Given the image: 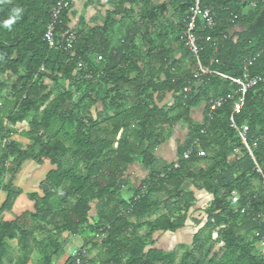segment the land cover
<instances>
[{"label":"trees","instance_id":"obj_1","mask_svg":"<svg viewBox=\"0 0 264 264\" xmlns=\"http://www.w3.org/2000/svg\"><path fill=\"white\" fill-rule=\"evenodd\" d=\"M59 1L67 7L54 24L55 48L48 49L42 35ZM157 1L116 0L102 27L83 33L81 18L77 28L69 27L73 0H0V98L6 92L2 100L10 105L0 107V264L10 262L5 241H16L19 248L14 264H27L34 247L39 255L34 264H53L74 236L83 242L77 255L81 264H264V251L254 248L264 241V83L249 88L241 110L231 116L237 128L247 126L244 139L251 158L229 121L238 86L205 74L184 93L197 72L194 58L186 67L180 61L170 62L171 51L151 40L153 31L161 41L183 32L194 0ZM126 2L132 8L123 9ZM199 5L215 22L214 28L203 31L195 22L201 68L239 79L244 62L260 53L248 72L250 76L264 72V0H199ZM135 6L144 22L146 70L134 55L137 23H131L117 49H108L96 38L97 31L106 33L112 17H127ZM16 7L23 9L22 15L10 29L4 28L3 21ZM167 10L176 20L164 29L168 19L161 18ZM176 41L181 49L182 35ZM65 45H69L66 52L60 50ZM98 56L101 61L95 63ZM87 73L90 78L83 79ZM122 86L133 87L137 101L132 107L125 106ZM164 94L171 95V104L160 108L157 99ZM218 98L224 101L208 120L209 103ZM98 103L103 118L91 114ZM197 108H202L200 122L190 118ZM23 124L26 128H19ZM175 124L186 129L177 168L172 163L149 171L139 187H129L122 180L126 167L139 162L149 169L162 129ZM194 142L192 154L183 160ZM234 151L239 154L229 161ZM202 162L206 166L201 167ZM185 182L190 186L183 188ZM123 188L130 194L127 200L121 196ZM160 193L165 200L152 198ZM232 193L237 196L235 205L230 204ZM196 194H206L211 201L202 210L205 220L200 231L175 263V251L153 248L151 238L155 233H175L189 222L196 227L197 220L190 217ZM160 207L165 212L147 222ZM25 221L67 238L62 243L49 240L51 250L45 252L30 241L32 231L23 228ZM144 226L147 232L139 235ZM88 250H97L89 260ZM74 262L72 256L64 264Z\"/></svg>","mask_w":264,"mask_h":264},{"label":"rangeland","instance_id":"obj_2","mask_svg":"<svg viewBox=\"0 0 264 264\" xmlns=\"http://www.w3.org/2000/svg\"><path fill=\"white\" fill-rule=\"evenodd\" d=\"M116 0H104V3H103V6H109V9L110 10H113L114 6L116 5ZM93 6H95V2L92 0V3H91ZM106 4V5H105ZM129 4V3H128ZM111 5V7H110ZM91 7V8H94V7ZM126 6V5H125ZM130 6V5H129ZM128 8V5L126 6ZM132 7V6H131ZM253 8V4H250L249 5V9H252ZM77 9V8H76ZM76 9H72L71 10V17H70V29H74V28H77L78 25V18L81 17V18H84V22L87 24V26H85L81 31L83 33H86L87 29L88 28H95V27H98L100 28L102 22H103V18H101L98 14H89L88 13V10L85 11V9L81 10V11H77ZM138 7H134L133 8V14L129 15V16H125V17H115L114 19V22L111 21V26L109 27L110 30H109V33L108 34H104V33H100L99 31H97L96 33V38L97 40H99L100 42H102L103 44L105 43H108L109 45H112L114 43H118L120 42V39L121 38H124L128 28L130 27V24L132 21H135V22H139L140 19H139V11H138ZM248 9V10H249ZM86 15H88V18L86 17ZM87 18V19H86ZM87 21H86V20ZM169 20V22L171 23H174L175 22V17H171V11L170 10H167L165 11L164 13V16L161 18V20ZM168 25V24H167ZM169 26V25H168ZM164 29H167L166 27H164ZM143 32L141 30V28L138 29V33L140 34L139 38L141 40V33ZM156 31H153L152 35H151V40L154 42V44L158 45L159 43L161 44L163 42V40H159L156 37ZM183 32H175L173 34V36L167 40V42L171 43V45H174V44H177L178 46V42L176 41V39H180V36L182 35ZM138 38V37H137ZM137 41H139V39H137ZM166 42V41H165ZM166 42V43H167ZM136 49V54H137V57H139L140 61H138L139 63L137 64L140 68H144V70H146L147 68V59H146V53H145V50L143 49V46H142V43L139 41L138 45L135 47ZM146 49V48H145ZM177 50H183V52L186 54V59H188V62L187 64H185L184 66L186 67L187 65L190 64V61H191V56L187 53V50H185L184 48V45L183 47L180 49H178L177 47ZM145 72V71H143ZM120 93L124 96L125 98V106L127 108L129 107H132L136 101H137V97H136V94L135 92L133 91V87L131 86H122L120 88ZM6 95V92H3L1 93V98H0V107H3V106H10L8 104V102H3L2 98H4ZM87 103V102H86ZM170 106V104H169ZM200 108H198L199 110ZM4 113L3 114H6V109H3ZM192 112V111H191ZM84 114H87V110L84 109L83 111ZM102 114V113H100ZM111 114V113H109ZM172 114V113H171ZM175 114V112L173 113ZM105 116V115H104ZM103 115L101 116L100 115V118H103L104 117ZM172 116V115H171ZM190 118L192 121L194 122H197L196 119L194 117H191V114H190ZM176 127V124L172 127H165L162 129V136L164 137H167V136H170L172 131H173V128ZM19 128H26V126L23 124L21 126H19ZM95 132V131H94ZM14 140H17L22 146H25L27 144V141L26 140H23V139H17V138H13ZM238 151H234L233 153L229 154L228 155V160H232L233 158H235L237 155H238ZM200 166H206V162H202L200 164ZM80 169L83 171V167H80ZM253 186H257L256 183H252ZM190 186V183L189 182H185L184 185H183V188H187ZM198 196H196V201L195 203L193 204V207H192V210L193 211H196L195 214L193 215V219L197 220L198 222V225L196 227H192V224L189 222L188 224V227L184 228L182 231H177L175 233H171V235L169 234L168 235H163L161 233H155L153 234L151 240L153 242V248L155 249H159V250H164V251H167V250H170L171 249V242L175 239V238H179L182 242L180 244H175L173 245L174 248L171 249V250H174L175 251V259H174V262L177 263L181 257V255L183 254V252L185 250H187L188 248H190L191 246V243H192V238L190 236V231L192 230L194 233L196 232H199L203 223H204V220H205V216L202 213V210H204L207 205L209 204V202L211 201V197L206 195V194H196ZM121 196L122 198H124L125 200H127L129 197H130V194L128 192H122L121 193ZM3 196L2 194L0 195V201L2 200ZM152 198L153 199H157V200H160V201H163L166 199V195L160 193V194H155V195H152ZM90 208H91V211L89 212V216L90 217H93L94 215V203H92L90 205ZM165 211L163 210L162 207L158 208L157 211L150 215L149 217H147L145 220L148 222V221H151L153 219H155L157 216L163 214ZM23 225V228L25 229H29L32 231V237L30 238V241L31 240H35L36 242L39 243V246H41L45 252H50V247H49V240H52V239H55L58 243H62V240L67 238V235L66 234H61V235H55V234H52L51 232V228L50 227H45L44 229H41V226L40 225H36V224H33V223H30L29 221H25ZM191 231V232H192ZM147 232V227H142L138 234L139 235H143L144 233ZM183 233V234H182ZM242 233V232H240ZM206 234V231L201 233V236H204ZM214 232L211 233V237L213 239H215L214 236ZM70 238L67 239L66 243L63 245V247L60 249V251L58 252L56 258H53V264H63V262L66 261V259H68L69 257H72L74 256V254L76 253V250L77 248L74 249V247L72 245H70L69 247H67L69 245V241ZM150 240V241H151ZM149 239L146 241L147 243L150 242ZM6 243V247H7V259L10 260V262H7V260H4V263L3 264H14L15 262V259L16 257H18L20 255V252H19V248L17 246V243L16 241H5ZM29 243H32V242H29ZM67 244V245H66ZM38 247H34L33 248V251H32V254L29 255L28 257V261H27V264H34V263H38ZM99 248V246H98ZM254 248L256 249V252H259L261 253L262 250H263V246L262 244H255L254 245ZM97 253V250H88L87 253L85 254L89 259H92L94 258V256L96 255ZM62 261V262H61Z\"/></svg>","mask_w":264,"mask_h":264},{"label":"crops","instance_id":"obj_3","mask_svg":"<svg viewBox=\"0 0 264 264\" xmlns=\"http://www.w3.org/2000/svg\"><path fill=\"white\" fill-rule=\"evenodd\" d=\"M74 1V7H73V10L76 9L78 12L81 11L82 9L85 11H87L88 9V13L89 14H98L101 18H103V22L100 26V28L102 27L103 23L105 22V13L108 12V11H112L109 9V6L105 7L103 6V3H104V0H93L95 2V6H93L91 3H92V0H73ZM240 1H243V0H240ZM165 2V0H159L157 1L158 4H161ZM106 5V4H105ZM128 5V8L126 6ZM93 6L94 8H91ZM111 7V5H110ZM112 8V7H111ZM129 8H132L131 6H129V4L126 2L123 4V9H129ZM114 9V8H113ZM80 13V12H79ZM86 17L88 18V15H86ZM81 18V17H79ZM86 18V19H87ZM173 18V17H172ZM84 20V18H81ZM85 19V20H86ZM114 19L115 17H112L108 23V26H107V31L106 33L104 34H108L109 33V30H110V26H111V21L114 22ZM176 20V18H175ZM87 21V20H86ZM137 23L138 25V28H142L143 30V24L144 22H135V21H132L131 23ZM85 23V22H84ZM170 24L169 20H167V23H164L162 25V28L164 27H168V25ZM85 26H87V24L85 23ZM131 26V24H130ZM136 27V26H135ZM135 27L133 26V32H137L136 34H134L133 36V41H132V44L136 47L139 43V41L142 43V46H143V49L145 50L146 52V45L144 43V37L142 38L141 37V40L139 38L140 34L138 33L137 30H135ZM128 29H132L131 27H129ZM129 31V30H127ZM238 31V29H237ZM141 33V32H140ZM129 33L126 32L125 36L128 35ZM143 33H141L142 35ZM124 36V37H125ZM173 36V35H172ZM171 36V37H172ZM138 37V38H137ZM170 37V38H171ZM169 37L164 39L163 42L160 44H158V46L160 45H163L164 46V49H169L171 51V54L169 56V60L170 62H176V61H180L181 62V65H185L187 64L188 62V59H186V54L183 52V50H177V44H174V45H171V43L167 42L168 39H170ZM123 38L120 39V41L122 40ZM137 39H139V41H137ZM160 40V39H159ZM167 43H166V42ZM120 42H116L112 45H109L108 43H105L103 44L104 46L108 47V49H117L120 47ZM179 49V47H178ZM157 51L158 52H161V48H157ZM134 55H137L136 54V49L134 51ZM185 63V64H184ZM157 97V95H156ZM158 98V97H157ZM169 104H171V95L170 94H164L163 97H161L159 100L157 99V106L158 107H163V106H168ZM97 113L98 115H100V112H102V106L100 103L96 104L95 106V109H93L91 111V114L94 115V113ZM191 117H194L196 119L197 122H200L201 121V118H202V108H200L198 110L197 109H194L192 110L191 112ZM121 136V132H119V134L117 135L116 137V140H118ZM186 139V129L181 125V124H176V127L173 128V131L171 133L170 136H167V137H163L162 136V141L160 142L159 145H157L154 149H152V155L154 157V161L152 162L151 166L149 169H145L141 166V164L139 162H135L131 165H128L126 167V169L124 170V174H123V177H122V180L127 182L128 186L129 187H139L140 183L146 178L147 174L149 171H160L161 169H163L165 166L169 165V164H172L176 161V157H177V152L179 150V148L181 147V145L183 144V142L185 141ZM203 167V166H201ZM124 190L122 192H124L126 190V188H123ZM198 196V195H196ZM196 211L193 212V214L190 216L191 218H194L193 215L195 214ZM187 229V228H186ZM183 230V229H182ZM182 230H179V231H182ZM192 231V230H191ZM190 231V236L192 238L194 232ZM163 235H168L169 234L171 235V233H162ZM183 234V233H182ZM167 237V236H166ZM69 245L67 247H69L70 245H72L75 248L76 251L79 250L83 244L82 242V239L81 237L79 236H74L72 238H70L69 240ZM182 241L179 239V238H175L170 244L171 246V249L174 248L173 245L175 244H180ZM67 245V244H66ZM173 247V248H172ZM170 250H167L166 252L168 251H171ZM164 251V250H162ZM67 260V259H66ZM66 262V261H65ZM63 262V264L65 263Z\"/></svg>","mask_w":264,"mask_h":264},{"label":"built area","instance_id":"obj_4","mask_svg":"<svg viewBox=\"0 0 264 264\" xmlns=\"http://www.w3.org/2000/svg\"><path fill=\"white\" fill-rule=\"evenodd\" d=\"M67 7V3L65 1H59L56 3L54 10H52L51 13V19L50 22L46 25L45 30L43 32L42 35V41L46 44L48 49H54L55 48V41H54V24L57 22V19L59 18L60 12L63 9H66ZM199 21L200 23V27L199 30L203 31V30H211L212 28H214L215 26V22L214 19L210 13V11L208 9H202L199 5V0H194L193 6L189 12V17L186 21V23L184 24V31L182 33V42L184 45L185 50H187V53L192 56V58H194L195 62H196V66H197V72L192 76L191 80L189 82H187L186 86L183 88V92L187 93L191 86L195 85L197 80L205 75V74H213L216 75L222 79L228 80L233 84H236L238 86V90H237V94L239 95L238 98L236 99V101L233 103V108H232V112L229 118V121L231 123L232 128L236 131L238 138L241 140L242 144L244 145L248 155L252 158L251 155V151L250 148L247 146V144L245 143V133L247 132V126L244 124L242 125L240 128H237L231 119V116L233 114H238L239 111L242 108L243 105V97L244 94L246 93V91L249 88L255 87L261 83H264V72H261L259 74H256L254 76H250L249 72H248V67L251 65V63L254 61L255 58H258L260 53H256L254 58H251L250 60H246L244 62V72L241 76V78L239 79H231L229 77H226L222 74H219L217 72H207L205 70H203L199 64L198 61V54H199V47L196 44V37L194 36V31H195V22ZM207 41H209V38H206ZM69 48V45H65L62 46L60 48V50L66 52L67 49ZM101 61V58L98 56L96 57L95 63H99ZM42 70V69H40ZM77 76V75H76ZM90 78V74L87 73L83 76V79H88ZM77 80L79 79L78 77L76 78ZM92 90H90L87 95L91 96ZM224 101L223 98H218L215 100L210 101L209 103V111L207 113V119L210 120L211 119V115L212 112L217 109L222 102ZM194 145L195 142L183 153L182 155V159L183 160H187L189 158V156L192 154V149H194ZM252 146L254 147L255 145L252 144ZM197 156H203V152L201 151H197ZM172 168H177V163L174 162L172 164ZM257 172L260 173V171L257 169ZM262 183L264 184V177H262ZM237 203V196H235V194L232 193V196L230 198V204L231 205H235ZM241 214L244 212L243 209H241L239 211ZM98 236H95V239H97ZM263 246V250L262 253L264 251V241L261 243ZM80 250L76 251V253L74 254L75 257V262L74 264H81L80 259L77 257L78 252Z\"/></svg>","mask_w":264,"mask_h":264},{"label":"clouds","instance_id":"obj_5","mask_svg":"<svg viewBox=\"0 0 264 264\" xmlns=\"http://www.w3.org/2000/svg\"><path fill=\"white\" fill-rule=\"evenodd\" d=\"M22 12H23V9H21L19 7L13 8L12 9V15L10 16V18L3 21V27L10 29L11 26L16 22V20H18L20 18V16L22 15Z\"/></svg>","mask_w":264,"mask_h":264},{"label":"water","instance_id":"obj_6","mask_svg":"<svg viewBox=\"0 0 264 264\" xmlns=\"http://www.w3.org/2000/svg\"><path fill=\"white\" fill-rule=\"evenodd\" d=\"M213 237H216V234H214V236Z\"/></svg>","mask_w":264,"mask_h":264}]
</instances>
